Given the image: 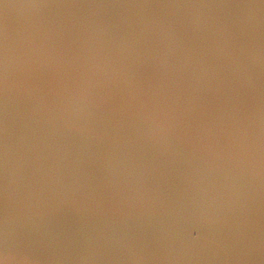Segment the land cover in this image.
Wrapping results in <instances>:
<instances>
[{"label":"water","instance_id":"obj_1","mask_svg":"<svg viewBox=\"0 0 264 264\" xmlns=\"http://www.w3.org/2000/svg\"><path fill=\"white\" fill-rule=\"evenodd\" d=\"M0 264H264V0H0Z\"/></svg>","mask_w":264,"mask_h":264}]
</instances>
